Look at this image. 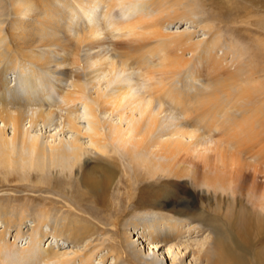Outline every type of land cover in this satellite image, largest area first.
<instances>
[{"label":"bare ground","instance_id":"6f19581e","mask_svg":"<svg viewBox=\"0 0 264 264\" xmlns=\"http://www.w3.org/2000/svg\"><path fill=\"white\" fill-rule=\"evenodd\" d=\"M86 1V3L84 0L79 2L85 19L89 22V28L82 31L77 40L71 37V30H73L71 27L73 20H75L74 17H76V9L69 1L58 0L60 5L53 6L54 0H39L40 4L32 5L29 1L18 0L20 7L16 11L17 17L14 18L12 28L16 52L24 58L27 57L34 64L35 69L44 70L48 75L52 74L56 77L54 75L57 72L56 67L66 61V57L62 55V51L66 49L73 50L74 55L77 56L76 58L81 59L79 50H82L81 47L84 43H87L86 46L84 45L85 47L94 50V52L85 53L82 60L89 62V64L101 65L98 70H95L96 74L94 76L95 79H99L98 85L106 75V67L109 66L110 69L108 70H110L111 76L104 83L107 88L111 86V89H101V85H99L96 96L94 95V98H92L95 101L90 100L91 96L89 97V91L86 90L88 87L82 86L86 75H83L82 72L72 73L73 70L69 72L67 69L58 72L60 74L59 80L63 81L65 77L70 75L74 79V86L78 88L74 91H66L61 102L58 99L55 101L60 112L65 107L67 109L66 114L72 116V118H65L64 125L76 128L74 120L76 118H73L72 115L74 107L69 104L71 101H82L91 114L95 113V104L107 111L111 108L114 111L128 105L131 113V116L126 117L131 121L128 128L123 127L122 124H110L108 131H104L103 129L106 126L104 124V128H101L100 123L97 121L99 118L96 115L89 119V123L94 126V131L96 130L98 133H94L91 137L94 148L99 149L101 141L108 137L115 144L114 151H122V154L132 163L131 165L135 166L133 168L144 167L145 170H149L147 174L153 175L154 170L167 169L170 174H174L173 176L179 179L190 177L195 185L201 183L213 187L215 190H225L233 185V190L236 188L238 194L245 197L247 201H252L259 193L264 197V182L258 180L259 174L264 176V101H259L260 98H264V82L260 83L258 81L261 84L260 86L255 81L259 71L254 68L244 75L243 67H237L235 72H226L224 75L222 74L223 76H220L221 73L214 75L212 80L207 84L205 83L206 87L189 91L190 88H187L189 84L183 82L180 85V81L174 80L176 74L186 64V60L182 56L174 54V51L172 52L174 44L166 41H159V44L155 41L153 44L151 41V38L161 36L159 29H157L160 20L158 21L153 15L143 13L136 17H129V20L124 21V19L121 21V18H119L120 20L117 18L120 14L119 11V14L112 13L115 7L118 6L116 4L117 0ZM101 1L104 3L109 1L105 16H103L104 23L96 20ZM162 3V0L158 3L150 2L149 6L160 8ZM137 5L131 4L130 10L137 9ZM26 8L28 10L25 12ZM146 11L148 12L147 9ZM193 11L194 8L188 9L184 12V15H190ZM106 23L113 26L114 31L125 30V34L117 35L114 38L119 40L128 35L134 36L135 39L130 41L127 39L126 42L121 43L111 42L113 39L109 40V37L101 36L103 35L101 31L108 28ZM111 37L113 38V35ZM180 42L179 45L175 43L177 47H182L185 44L184 41ZM50 47H53L54 50H51ZM37 48H46L50 51H45V55L39 56L34 53ZM10 50L14 49L10 47ZM107 54H110V57L106 58L109 61L104 62L105 66H103L104 63L102 62L106 60L105 56ZM150 55H158L159 61L154 64L150 60ZM14 56H17V54H14ZM2 58L3 55L0 54V61H2ZM119 63L145 69V74L151 82L155 76L159 79L156 83H149L151 88L149 85L150 89L147 90L146 94L137 93L134 90L133 78L127 75L124 76L117 70ZM1 72L3 71L0 70V122L3 123L4 127L0 128V166L35 168L48 174L53 173L55 168H60L59 171L66 173V176L69 177V188H72L69 191H74L84 202L88 203L84 206V209H86L85 211L88 212L89 216L93 217L90 219L73 216V211L67 209L66 211L70 215L63 216L58 221L55 217L45 220L46 223L49 222L51 225L56 223L54 232H50L52 235L56 236L60 232L56 226L59 227L62 221L64 229L69 232L70 236L77 240H84L85 237L83 236H90V234L95 233L94 220L106 222L112 219L113 222H118L119 219H125L132 215L138 217L134 222L145 224L141 229V234H144L145 230L150 228L148 233L144 234L145 237L151 239L150 245H154L153 240L155 238H151L152 236H158V242H164L165 244L174 239V231L169 233L170 235H166L169 237L166 239L165 234L162 235L161 230L155 224L156 221H160L162 218L158 217L152 207L157 206V194L148 192L150 189L154 190L156 186L153 188L149 183L143 186L140 185L141 178H144L143 172H139V179L137 176L135 177L136 174H133L134 177L129 175L132 179L130 177L118 179L120 167L113 157L99 156L100 160L97 165L89 167L87 159L84 160L86 164L81 163L86 152L83 154L82 148L76 141L61 137L59 142L54 141L53 144L47 145L38 135H31L30 130L25 127L26 120H29L31 125L34 126L41 122L45 128H51L53 125L57 127L58 123L55 121L61 119L59 114L62 113H58L50 107V109L47 107L46 109L40 108V110L37 108V112L31 113L33 109H36L34 107L36 105L48 104L47 106H52L55 104L53 100L51 102L45 99L47 95L53 96V88L50 86V82L48 83L49 79H46V86L41 83L39 76L35 75L34 77L33 75L23 74L22 80L19 79L15 83L14 90L11 91L8 89L7 82L5 83ZM152 75L154 77H151ZM95 79H93L94 85ZM170 80L173 84L170 83ZM89 102L91 104H88ZM155 102L160 103L158 111L154 110ZM164 102H172L171 105L175 104L184 113L183 116L186 119H175L166 115L167 118L161 117ZM135 110H138L139 114V116L136 115V119L133 118ZM236 112L239 114H236ZM10 126L13 130L12 136H8L5 129ZM199 130L201 133L202 131L213 132L216 136L214 145H208L205 148L206 151H203L200 156L195 154V151L202 146V136ZM164 135L167 137L163 139ZM101 151L104 154L107 153V150ZM205 153L207 155H204ZM77 165L78 172L72 176V170ZM45 173L42 175H45ZM131 181L139 184L135 189L136 191L139 190L138 192L135 191V194L128 193L129 201H134L131 204L132 208L122 210L114 218L116 216V201L110 197L113 186L126 182L131 190L135 187L132 186ZM150 195L153 197L149 198ZM194 201L195 198L187 201V209L182 208L175 211L180 218L174 219L171 217V219H168L170 226L178 233L175 238L183 233L192 234L194 232H183L180 228L183 227L185 222L188 224V230L195 228V225L190 226V223H188L193 214L190 208L195 206ZM255 202L257 201L255 200ZM239 203L242 210L246 212L249 204L244 203L241 198ZM78 206H82V204L79 203ZM259 206L262 207L260 204ZM145 207H147L145 210L149 212H136L137 208ZM188 212H191L190 216H186ZM51 214L53 212L46 211L45 217L48 218ZM105 215L108 218L102 221L101 219ZM15 216L17 217L14 213H10L6 206L0 208V219L4 222L11 223L15 221L17 219ZM4 227L8 229V226ZM218 227L230 228L229 226ZM243 227V236L248 239L256 230L259 233L263 232L262 227L256 228L255 225H248L247 217L243 220ZM5 229L0 232V245L5 241L7 235ZM199 229L198 232L210 230L207 225ZM47 235L49 237L50 234H43V236ZM210 238V241L202 245L201 250L192 249L191 253L195 257L191 262L192 264H248L246 260L249 261L248 253L253 245L248 249H244L241 240L232 241L227 236V232L223 233L220 230L214 231ZM205 244L206 249H204ZM246 245L247 242H245ZM124 249L126 258L130 257L136 260L137 264H158L160 261V256H156V260H148L149 253H147V249H142L141 245L134 240L127 241ZM87 252H83V260H87L92 254ZM14 253L15 251H12L11 254L6 253L5 257L0 256V264H22L25 262L24 257L14 258ZM6 257H9V261L5 260ZM70 263V260L64 262V264ZM114 264H127L126 261H123L122 253L117 255ZM179 264H183V258Z\"/></svg>","mask_w":264,"mask_h":264},{"label":"rangeland","instance_id":"374dc122","mask_svg":"<svg viewBox=\"0 0 264 264\" xmlns=\"http://www.w3.org/2000/svg\"><path fill=\"white\" fill-rule=\"evenodd\" d=\"M17 1L0 0V52L2 51L0 54L3 55L2 61H0V70L3 71L1 73L5 83L7 82L6 84L9 90H14L15 83L19 79L22 80L23 74L33 75L34 77L37 75L41 83H44L46 86V79H49L50 81L48 83L50 82L49 84L53 88V96H45L46 101H54L53 103H55L56 99H58L61 102L66 91L78 89L74 86L72 76L65 77L63 81L58 79L60 75L58 72L66 71V69L69 72L73 70L72 73L82 72L83 75H86L82 86L88 87L86 90L87 92L89 91L88 95L89 97L91 96L90 100L92 101H95L92 98H94V95L96 96L99 85H101V89H111V86L107 88L104 83L111 76L110 70H108L110 69L108 68L109 66L106 67L107 72L104 75V80L102 79L98 85L99 79H95L94 76L96 74L95 70H98L101 65L89 64V62L82 60L85 53L87 54L89 51L91 53L94 52V50H89L88 47H85L87 43H84L86 45H83L81 47L82 50H79L81 59L76 58L77 56L74 55L73 50L66 49L62 51V55L66 57V61L56 67L57 72L54 74L56 77L52 74L48 75L44 70L35 69L34 64L27 57L24 58L20 53L16 52L12 28L14 18L17 17L16 11L20 7ZM25 1L31 2V5L40 4L39 0ZM63 1H69L74 6V9H76V17L73 20L74 26L72 25L71 27L73 29L71 30V37L77 40L80 33L89 28V22L85 19L83 10L80 8V0ZM156 1L161 2V0H117L116 4L118 6L115 9L113 8L114 11L112 13H118L119 11L120 14L118 13L117 18L118 20L121 18V21L124 19V21L129 20L132 16L136 17L143 13L153 15L158 21L160 20L159 28L157 29H159L161 36H155L153 39L151 38V41L153 44L155 41L157 44L160 43L159 41L174 44L172 52L174 51V54L182 56L186 60L185 66L174 78V80L180 81V85L183 82L189 84L187 86L188 89L190 88L189 91H194L197 88L202 89V87H206L207 82L213 79L214 75L221 73L220 76H223L226 72H235L237 67H243L242 71L244 75L248 74L250 72L249 70L254 68H256V71H259L255 81L261 86L260 83L264 82V0H162L163 3L160 8L149 6L150 2L158 3ZM84 2L86 3L87 1L84 0ZM101 2L96 20L104 23L105 19L103 16H105L109 1L105 3L103 1ZM133 3L138 4L137 9L130 10V6ZM52 5L59 6L60 3L58 0H54ZM192 7L194 8L193 13L187 16L184 15V12L188 9H193ZM143 8L144 10H142ZM27 10L28 8H26L25 12ZM106 26L110 28L103 29L101 31L103 35L101 36L105 38L109 37V40L113 39L111 42L116 41V43H121L126 42L127 39L128 41L135 39L134 36L126 35L118 40L114 37L125 34V30L114 31V27L109 26L108 23H106ZM112 35L113 38L111 37ZM137 37L139 38L140 36ZM180 41H184L185 44L182 47H177L175 43L179 45L181 44ZM6 46L8 47L5 48ZM10 47L14 50H10ZM50 49L54 50L53 47H50ZM50 49L37 48L34 50V53L43 56L45 55L44 52L50 51ZM14 54H17V56H14ZM109 57L110 54H107L105 59ZM150 60L154 64L157 63L159 61L158 55H150ZM107 61L109 59H106L102 63ZM103 66H105V63ZM135 67L119 63L117 70L122 75L133 78L135 92L146 94L148 92L147 90L151 88L150 84L153 82L156 83L159 78L155 76L151 82L145 74V69ZM151 77L154 76L152 75ZM93 79L96 80L95 85ZM170 83L173 84L171 80ZM260 99L259 101H264V98ZM170 103L173 104L172 102ZM170 103L164 102V105H162V108L163 106L164 108L160 116L163 118L169 116L175 119H186L183 116L184 113L175 104L171 105ZM69 104H72L74 107V113L72 115L73 118H76L74 119L76 128H70L66 124L64 125L65 118H72V116L66 114L67 109L65 107L60 112L56 103L52 106H47L48 104L43 106L41 104L36 105L34 106L36 109H33L31 113L37 112V108L40 110V108L46 109L47 107L48 109L51 108L54 111H58V113H62L59 114L61 119L55 121L58 123L57 127L53 125L51 128H45L41 122L34 126L31 125L29 120L25 121V127L30 130L31 135H38L47 145L53 144L54 141L59 142L61 137H64L66 140L76 141L82 148L83 154L86 152L82 157L81 163L86 164L84 160L87 159V165L89 167L97 165L100 160L99 156L113 157L120 167L118 179L121 177L124 179L130 177L132 179L134 177L133 174H136L135 177L137 176L139 179V172H143L144 178L140 177L142 179L140 185L143 186L149 183L153 188L156 186L154 190L150 189L148 192L150 194H157L156 202L158 207H152L158 217L162 218L160 221H156L155 224L161 230V234H165L166 239L169 238L166 235H170L169 233L174 231V239L165 244L164 242H158V236H152L151 238H155L153 240L154 245H150L149 242L151 239L145 237L150 228L145 230V235L141 234V229L145 224L134 222L138 217L132 215L125 219H119L118 222H113L112 219L106 222L94 220L93 223L96 227L95 233L90 234V236H83L85 237L84 240H77L70 236L69 232L64 229V224L61 221L59 227L56 226L60 232L54 236L50 232H54L56 223L51 225L49 222L46 223L45 220L55 217L58 221L59 218L70 215L66 211L67 209L73 211V216L93 218L84 209V206L88 205V203L84 202L74 191H69V177L66 176V173L60 172V168H55L53 173L48 174L44 172L45 175H42L44 173L35 168L0 166V208L6 206L10 213L17 215V217L15 216L17 219L11 223L4 222L0 219V232L5 229L4 226H8V229H5L7 234L5 241L0 245V256L5 257L6 253L11 254L12 251H15L13 254L14 258H25V262L22 264H64L66 260H70V264H114L117 255L122 253L123 261H126L127 264H137L136 260L130 257L126 258L124 249L127 241L134 240L141 245L142 249H147V253H149L148 260H156V256H160L158 264H179L183 258V264H192L191 262L195 258L194 254L191 253L192 249L201 250L202 245L210 241L212 233L220 230L223 233L227 232V236L232 241L241 240L244 249H248L253 245L248 253L249 261L246 260V263L264 264V197L260 193L257 194V197H254L257 202H255L254 198L252 201H247L245 197L238 194L236 188L233 190V185L225 190H215L213 187L205 184L200 183L195 185L190 177L179 179L173 176L174 174H170L167 169L154 170L153 175H150L147 174L149 170H145L144 167H139L138 164L137 168H133L134 165H131L132 163L122 154V151L113 150L115 149V144L110 138L106 137L101 141L99 145L100 150L94 148L91 137L94 133H98L96 130L94 131V126L89 123V119L96 115L99 118L97 121L100 123L101 128H104L105 124L104 131H108L111 125L116 124H122L123 127L128 128L130 125L129 122H131L130 119L126 118L127 116H131L129 106L126 104L127 106L117 110L112 111L111 108L107 111L95 104V113L91 114L82 101L75 100V102L71 101ZM88 104L91 103L89 102ZM159 107L160 103L155 102L154 110L158 111ZM228 112L230 113L229 110ZM121 113L123 114L122 116ZM236 114L239 113L236 112ZM134 115L133 118L135 119L136 115L139 116L138 110H135ZM3 127V123L0 122V128ZM5 129L8 136H12V127L10 126ZM199 133L202 136V146L195 151V154H199L200 156L203 151H206L205 148L208 145H214L216 136H214L213 132L202 131L201 133L200 131ZM166 137L164 135L163 139ZM101 150H107V153L105 152L104 154ZM204 155L207 154L205 153ZM77 172L78 165L73 168L71 175L74 176ZM258 180L264 182V176L259 174ZM131 182L133 183V181ZM132 186L135 187L131 190L126 182L113 186L110 197L116 201V216L114 218L122 210L132 208L131 204L134 201H129L128 193L135 194V189L139 184L134 182ZM150 196L149 198L153 197ZM194 198L195 206L190 208L193 214L188 220V223H190V226L195 225V228L188 230L187 222H185L183 227H180L183 232H194L192 234L183 233L175 238V235L178 233L170 226L168 219H171V217L174 219L180 218L175 211L182 208L187 209V201L194 200ZM240 198L244 203L249 204L246 212L240 206ZM79 203L82 206H78ZM146 208H137L136 212H149L145 210ZM46 211L53 212V214L47 218L45 217ZM190 213L188 212L186 216H190ZM245 217L248 218V225H255L256 228L262 227L263 232L259 233L256 230L249 239L244 237L243 220ZM107 218L108 216L105 215L101 220L105 221ZM86 221L88 220L86 219ZM204 225H207L210 230L198 232L200 230L199 228H202ZM218 226H229L230 228H220ZM46 233H49L51 236H43ZM245 242H247L246 246ZM150 246L152 247L150 248ZM204 249H206V244ZM84 251L92 253L87 260H83ZM5 260L9 261V257H6Z\"/></svg>","mask_w":264,"mask_h":264}]
</instances>
